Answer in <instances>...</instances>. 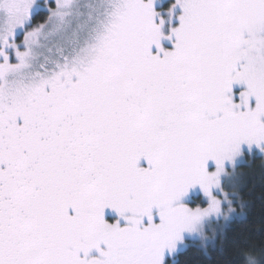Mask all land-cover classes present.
<instances>
[{
	"label": "snow or ice",
	"instance_id": "1",
	"mask_svg": "<svg viewBox=\"0 0 264 264\" xmlns=\"http://www.w3.org/2000/svg\"><path fill=\"white\" fill-rule=\"evenodd\" d=\"M193 255L264 264V0H0V264Z\"/></svg>",
	"mask_w": 264,
	"mask_h": 264
},
{
	"label": "trees",
	"instance_id": "2",
	"mask_svg": "<svg viewBox=\"0 0 264 264\" xmlns=\"http://www.w3.org/2000/svg\"><path fill=\"white\" fill-rule=\"evenodd\" d=\"M43 15L44 14L42 13L40 18H43ZM258 175H259V173L255 172L253 174V178H256ZM259 187H260V185H259V183H257V190H259ZM192 264H199V260L195 255H193V257H192Z\"/></svg>",
	"mask_w": 264,
	"mask_h": 264
}]
</instances>
